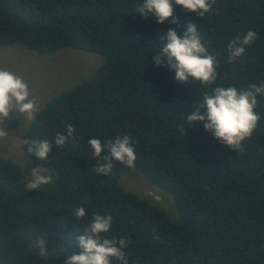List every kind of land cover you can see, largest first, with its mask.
I'll return each mask as SVG.
<instances>
[{"label":"trees","instance_id":"trees-1","mask_svg":"<svg viewBox=\"0 0 264 264\" xmlns=\"http://www.w3.org/2000/svg\"><path fill=\"white\" fill-rule=\"evenodd\" d=\"M142 2L0 0V46L40 55L73 49L102 58L90 79L51 98L29 120L17 145L20 160L0 153V264H64L81 253L76 238L97 213L113 217L103 238H131L124 249L128 264H264V96L243 153L186 121L202 93L214 87L264 83V0H216L202 19L174 5L179 28L171 20L161 25L140 17ZM188 22L197 23L217 61L213 85L179 83L173 71L151 60L160 54L159 36L170 28L185 31ZM250 30L257 39L228 63V43ZM68 125L75 128L76 146L69 140L61 149L55 136L66 134ZM117 136L132 138L135 168L113 161L111 176L94 173L88 141ZM33 138L53 144L48 160L28 154L23 141ZM37 167L52 183L27 192ZM117 175H139L169 194L178 219L123 189ZM78 207L86 210L80 220ZM38 238L46 242L47 259L33 247ZM112 264L120 262L112 258Z\"/></svg>","mask_w":264,"mask_h":264},{"label":"clouds","instance_id":"clouds-1","mask_svg":"<svg viewBox=\"0 0 264 264\" xmlns=\"http://www.w3.org/2000/svg\"><path fill=\"white\" fill-rule=\"evenodd\" d=\"M215 3L216 0H143L136 12L140 17L152 18L161 25L171 20L179 28L182 25L174 15V5L182 7L185 12L195 13L202 19L212 11ZM159 39L160 54L151 58L156 66L169 68L175 73L174 78L179 83L195 81L205 87L215 84L219 76L218 64L204 46L197 23L188 22L186 30L182 32L170 28ZM256 39V32L251 30L246 34L235 35L227 45V62L231 64L244 56L246 48ZM262 96L264 83L240 89L231 86L214 87L211 93H202V99L186 117L187 125L195 126L200 123L222 145L236 153H243L244 142L252 137L260 122V114L255 109L259 103L258 97ZM38 112V101L23 78L0 69V138L7 135L8 124L14 121L17 113L28 120H34ZM74 135L75 128L68 125L66 134L57 133L54 144L62 149L72 140L75 147ZM88 143L97 160L92 169L94 173L111 176L115 167L113 161L135 168L137 157L130 136H117L106 143L91 138ZM23 144L27 146L28 154L39 161L48 160L53 151V144L46 139H25ZM28 177L25 184L27 192H34L41 186L52 183V178L42 175L39 167L34 168ZM74 216L77 220L83 219L86 216L85 208H76ZM112 221L111 215L94 214L84 234L76 238L81 253L68 255L64 264H112V258L120 264H128L124 249L132 243L131 238H103L110 231ZM33 247L38 249L42 258H48L49 252L43 238H38Z\"/></svg>","mask_w":264,"mask_h":264},{"label":"rangeland","instance_id":"rangeland-1","mask_svg":"<svg viewBox=\"0 0 264 264\" xmlns=\"http://www.w3.org/2000/svg\"><path fill=\"white\" fill-rule=\"evenodd\" d=\"M101 64L99 55L79 50L62 49L40 55L20 45L0 46V69L23 78L38 101L39 111L54 96L90 79ZM28 122L25 116L16 114L14 121L8 124L7 135L0 138L1 154L20 160L17 145ZM115 179L123 189L155 203L171 220L178 219L170 195L151 186L141 176L117 175Z\"/></svg>","mask_w":264,"mask_h":264}]
</instances>
